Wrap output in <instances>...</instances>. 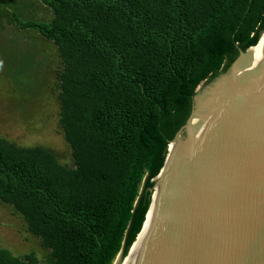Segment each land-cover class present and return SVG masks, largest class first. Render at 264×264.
Segmentation results:
<instances>
[{"label": "trees", "instance_id": "trees-1", "mask_svg": "<svg viewBox=\"0 0 264 264\" xmlns=\"http://www.w3.org/2000/svg\"><path fill=\"white\" fill-rule=\"evenodd\" d=\"M50 22L20 21L57 49L58 124L71 166L0 138V202L52 264L122 260L167 146L203 81L264 31V0H40ZM0 264H38L0 247Z\"/></svg>", "mask_w": 264, "mask_h": 264}, {"label": "water", "instance_id": "water-1", "mask_svg": "<svg viewBox=\"0 0 264 264\" xmlns=\"http://www.w3.org/2000/svg\"><path fill=\"white\" fill-rule=\"evenodd\" d=\"M248 49L199 112L196 88L141 228L112 264H264V40Z\"/></svg>", "mask_w": 264, "mask_h": 264}, {"label": "rangeland", "instance_id": "rangeland-1", "mask_svg": "<svg viewBox=\"0 0 264 264\" xmlns=\"http://www.w3.org/2000/svg\"><path fill=\"white\" fill-rule=\"evenodd\" d=\"M20 21L50 22L51 12L40 0H0V138L16 147H42L71 166V151L59 128L56 47L34 30H20ZM219 80H222L223 76ZM203 81L196 97L206 101L209 84ZM213 86V84H212ZM196 111L202 106L193 100ZM0 247L14 256L33 255L38 264H52L50 251L28 232L22 217L0 202Z\"/></svg>", "mask_w": 264, "mask_h": 264}, {"label": "bare ground", "instance_id": "bare-ground-1", "mask_svg": "<svg viewBox=\"0 0 264 264\" xmlns=\"http://www.w3.org/2000/svg\"><path fill=\"white\" fill-rule=\"evenodd\" d=\"M260 36H261V37L259 38V40H258L256 46H254V47H250V48L248 49V51H247V55H248L249 53H251L255 48H257V47L262 43V41L264 40V32H262ZM216 88H217V87L214 88L213 93H214V91H215ZM212 97H213V94H212ZM212 97H211V99H210L206 104H208V103L212 100ZM205 106H207V105H205Z\"/></svg>", "mask_w": 264, "mask_h": 264}, {"label": "flooded vegetation", "instance_id": "flooded-vegetation-1", "mask_svg": "<svg viewBox=\"0 0 264 264\" xmlns=\"http://www.w3.org/2000/svg\"><path fill=\"white\" fill-rule=\"evenodd\" d=\"M215 81H216V80H209V81H207V82H208L207 84H209V87H208V89H207V92H208V91L210 92V90H211V88H212V84H214ZM198 101H199V103H200V105H201L202 107H203V105H205V101H200L199 99H198Z\"/></svg>", "mask_w": 264, "mask_h": 264}]
</instances>
